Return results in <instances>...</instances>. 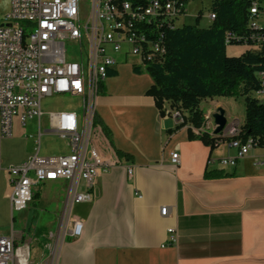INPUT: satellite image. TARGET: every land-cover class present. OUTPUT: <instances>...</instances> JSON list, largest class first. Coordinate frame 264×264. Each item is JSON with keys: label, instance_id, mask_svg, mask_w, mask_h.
<instances>
[{"label": "crops", "instance_id": "0c3cea01", "mask_svg": "<svg viewBox=\"0 0 264 264\" xmlns=\"http://www.w3.org/2000/svg\"><path fill=\"white\" fill-rule=\"evenodd\" d=\"M134 66L120 62L102 86L96 113L111 132L113 149L122 154L120 164L100 173L92 201L72 206L68 230L80 219L83 233L62 235L57 264H264L261 151H251L235 167L210 163L234 156L236 149L228 139L214 149L191 139L194 127L179 122L169 103L161 113L148 94L153 80ZM174 152L178 163L172 162ZM127 167H133L131 175ZM215 170L229 175L206 176ZM47 182L63 185L64 193L37 189V199L41 206L54 202L57 210L61 207L62 218L67 181ZM11 194L10 176L0 170V236L18 231L17 220L19 225L30 220L29 213L22 215L30 206L12 213ZM163 207H168L166 215ZM171 227L179 233L175 244L168 243Z\"/></svg>", "mask_w": 264, "mask_h": 264}, {"label": "built area", "instance_id": "2783aa9c", "mask_svg": "<svg viewBox=\"0 0 264 264\" xmlns=\"http://www.w3.org/2000/svg\"><path fill=\"white\" fill-rule=\"evenodd\" d=\"M8 1L6 22L0 25V170L10 176L12 213L29 208L35 187L42 182L61 179L67 186L63 221L54 242L46 244L42 259L31 260V240L12 228L10 234L0 236V264H57L62 235L79 237L83 233L80 219L73 220L68 230L72 206L92 201L100 173L120 164L110 139L95 121L105 80L128 55L139 57L145 66L162 63L167 53L165 33L176 27L190 0H148L137 7L128 0H93L85 22L81 21L79 0ZM250 1L253 16L249 30L242 34L228 31L226 42L239 40L264 48V27L257 22L261 5L259 0ZM215 18L211 12L210 19ZM136 40H143L142 50H135ZM261 76L263 88L259 94L264 99V72ZM55 95L81 98V108L45 114L42 100ZM212 114L207 113L206 123L194 132L216 136V145L228 139L236 154L210 159V163L235 167L256 149L262 151L259 163L264 162V143L253 137L242 140L238 120L214 134ZM175 115L183 122L179 111ZM14 117L22 127L34 121L38 137L34 138L36 146L31 155L5 165L1 142L12 137ZM44 132L68 140V153L42 156ZM172 162L178 163V153H172ZM127 173L131 175L133 167H127ZM167 210L163 207L162 214ZM168 235V243L178 242L175 228H169Z\"/></svg>", "mask_w": 264, "mask_h": 264}, {"label": "trees", "instance_id": "16d2710c", "mask_svg": "<svg viewBox=\"0 0 264 264\" xmlns=\"http://www.w3.org/2000/svg\"><path fill=\"white\" fill-rule=\"evenodd\" d=\"M128 1L137 7L145 5L148 0ZM250 6V0H211L209 10L216 15L211 25H176L166 31L167 53L164 61L146 65L154 82L148 94L154 97L162 114L165 113V104L169 103L175 112L181 113L184 124L201 128L207 121V112L201 106L203 99L241 94L245 96L246 112L240 125V138L246 140L253 137L264 143V99L259 94L263 88L264 48L239 40L226 42L228 31L242 34L249 30L253 16ZM262 10L261 7V13ZM200 18L199 15L198 21ZM231 44H245L248 48L242 55L229 56L227 46ZM133 69L143 72L140 66ZM95 121L113 143L110 130L97 113ZM190 138L200 139L213 149L217 146L218 138L208 132L196 135L190 130ZM115 150L120 158L122 154ZM227 175L224 170L206 173L207 177ZM38 197L39 192L35 191L34 199Z\"/></svg>", "mask_w": 264, "mask_h": 264}, {"label": "rangeland", "instance_id": "374dc122", "mask_svg": "<svg viewBox=\"0 0 264 264\" xmlns=\"http://www.w3.org/2000/svg\"><path fill=\"white\" fill-rule=\"evenodd\" d=\"M210 1L211 0H190L187 6V12L177 19L176 25L178 27L189 24H198L199 27H208L211 25L213 23V19H210ZM92 2L93 0H79L82 22H85L91 9ZM259 2L263 10L260 16L257 18V22L261 27H264V0H259ZM8 7V0H0V25L6 22V13L8 11ZM199 15L201 18L198 21ZM68 47L69 50H71L72 47L70 44ZM247 48L248 47L245 44H231L227 46V54L229 56H239L242 55L247 50ZM126 61L131 64H140L142 66L143 73L151 77L146 70L145 64L139 57L128 55L127 57L121 58V62ZM216 100H219L223 104L226 110L228 124L235 120H238L240 125L244 122L246 112L245 96L238 94L220 96L216 98H205L202 100L201 106L205 109V111H207V113H214L218 108H220H217L214 102ZM81 105V98L70 95H55L46 97L42 100V111L47 114L67 109L79 110ZM31 135L33 136L31 137ZM37 137L38 128L34 121H29L26 127H21L18 117H14L12 137H10V140L8 141L3 140L1 142V151L5 162L15 163L18 161V159H22L24 157L26 158L31 155L35 151V140ZM63 153H68V140L44 132L41 137V155L56 156ZM63 188L64 186L61 184L56 185L55 183L42 182L35 187V191L40 189L41 193L48 191L51 194H61L64 193ZM29 206L31 210L28 209L22 215L26 218L29 213L30 220H24V224L21 225L18 224L17 220L15 222L14 228L15 230L18 229V232H21L24 238L31 240V260L37 261L41 258V252L43 249L42 243L47 241L48 243L54 242L55 234L53 233H55L58 229L60 220L63 221V217L61 218L62 208L60 207V209L57 210L56 204L54 202L49 204L47 207L46 204H42L41 206V203L38 201V199L34 200V198Z\"/></svg>", "mask_w": 264, "mask_h": 264}, {"label": "water", "instance_id": "95a60500", "mask_svg": "<svg viewBox=\"0 0 264 264\" xmlns=\"http://www.w3.org/2000/svg\"><path fill=\"white\" fill-rule=\"evenodd\" d=\"M6 25H10V24H6ZM213 119H214V123H215V129H214V134H219L221 133L227 123V118H226V112L223 108H218L217 111H215L213 114Z\"/></svg>", "mask_w": 264, "mask_h": 264}, {"label": "bare ground", "instance_id": "6f19581e", "mask_svg": "<svg viewBox=\"0 0 264 264\" xmlns=\"http://www.w3.org/2000/svg\"><path fill=\"white\" fill-rule=\"evenodd\" d=\"M142 48H143V40H136L135 50H142Z\"/></svg>", "mask_w": 264, "mask_h": 264}]
</instances>
